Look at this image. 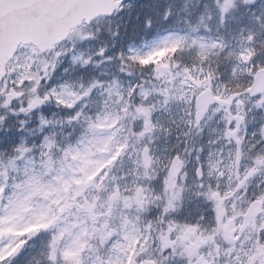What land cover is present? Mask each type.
Returning <instances> with one entry per match:
<instances>
[{"label":"snow or ice","instance_id":"1","mask_svg":"<svg viewBox=\"0 0 264 264\" xmlns=\"http://www.w3.org/2000/svg\"><path fill=\"white\" fill-rule=\"evenodd\" d=\"M0 264H264V0H0Z\"/></svg>","mask_w":264,"mask_h":264}]
</instances>
